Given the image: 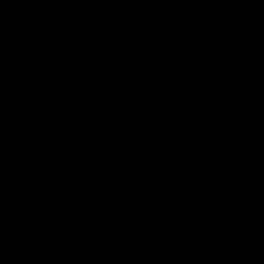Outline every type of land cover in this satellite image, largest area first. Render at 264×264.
Wrapping results in <instances>:
<instances>
[{"label": "water", "instance_id": "1", "mask_svg": "<svg viewBox=\"0 0 264 264\" xmlns=\"http://www.w3.org/2000/svg\"><path fill=\"white\" fill-rule=\"evenodd\" d=\"M0 264H264V0H0Z\"/></svg>", "mask_w": 264, "mask_h": 264}]
</instances>
